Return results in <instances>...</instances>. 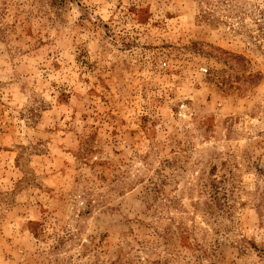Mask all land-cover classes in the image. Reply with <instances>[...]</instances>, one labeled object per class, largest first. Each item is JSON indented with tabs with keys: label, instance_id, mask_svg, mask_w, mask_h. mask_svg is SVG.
<instances>
[{
	"label": "rangeland",
	"instance_id": "374dc122",
	"mask_svg": "<svg viewBox=\"0 0 264 264\" xmlns=\"http://www.w3.org/2000/svg\"><path fill=\"white\" fill-rule=\"evenodd\" d=\"M0 264H264V0H0Z\"/></svg>",
	"mask_w": 264,
	"mask_h": 264
}]
</instances>
